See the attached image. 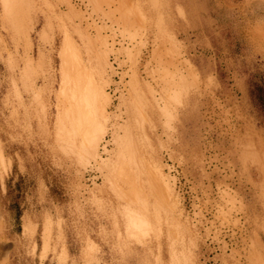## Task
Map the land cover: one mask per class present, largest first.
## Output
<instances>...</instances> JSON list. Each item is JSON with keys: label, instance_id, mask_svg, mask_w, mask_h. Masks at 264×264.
<instances>
[{"label": "rangeland", "instance_id": "rangeland-1", "mask_svg": "<svg viewBox=\"0 0 264 264\" xmlns=\"http://www.w3.org/2000/svg\"><path fill=\"white\" fill-rule=\"evenodd\" d=\"M12 8L0 0V264H264V0ZM128 137L138 161L114 175Z\"/></svg>", "mask_w": 264, "mask_h": 264}, {"label": "bare ground", "instance_id": "bare-ground-1", "mask_svg": "<svg viewBox=\"0 0 264 264\" xmlns=\"http://www.w3.org/2000/svg\"><path fill=\"white\" fill-rule=\"evenodd\" d=\"M17 1H19V0H2L3 10L5 12V17L7 19L9 18V19L13 20V19H15V14L19 15L18 11L14 10L12 8V4H14L15 2L17 3ZM17 28L18 27H16V28L14 27V29L16 31H17ZM68 54H70V52L66 51V47H65V51L62 52V55L65 58ZM92 69L96 72V75H99V72L96 70V68H92ZM62 74H63V72H62ZM62 78H63L62 81H63L64 85L71 83V81H69V80L65 81L64 75H62ZM71 78H73V77H71ZM84 79L85 78H83L80 85L78 84L79 86H73L74 91L67 98L68 102L77 101L79 96H81V89L80 88L83 86L82 83L84 82ZM88 83L92 84L93 90L90 93L85 94L84 97H82V99H83L82 102H83L84 108L87 106H89V107L92 106L90 108L92 111L90 118H93L95 116H96V118H98L99 115L101 116V114H102L101 108L99 107V103L101 102L100 99L103 97L102 89H101L100 85L94 81L91 82V80H90V82L88 81ZM73 85H75V84H73ZM76 85H77V83H76ZM89 95H92V96L89 97ZM92 99H94V101H93V103H90V101ZM133 100H134V92L132 91V92H130L128 98L121 100V104H124V102L131 103ZM65 114H66L65 115V121L62 120L58 124L60 131H64L67 124H71L72 126H74V124L71 123L72 114L70 113V110H68ZM88 123L90 124L91 130L89 131V130H87V128L85 129L86 131H88L86 133L89 137H88V139H86V142L84 143V147L90 152V153L89 152L87 153L88 156L92 157L95 161L96 157H97L96 152H95V147H96V143L99 139V136L102 135V129H100L99 122L94 123L92 121H89ZM130 132H131V130H130ZM121 144H122V148H121L120 153L118 155L119 166H118L117 171H116L118 173H115L114 175L121 173V170H122V167L124 164L132 166V165L136 164V162L138 161L137 160V154H136L135 149H134V139H131L130 137H128L125 141H122ZM85 158H86V156L82 155L81 159L84 160ZM106 165H107L106 162H103V164H101V166H105V167H106ZM111 181H112V178H111ZM133 219H134V221L136 220V218H133ZM138 224H141V222H138Z\"/></svg>", "mask_w": 264, "mask_h": 264}, {"label": "trees", "instance_id": "trees-1", "mask_svg": "<svg viewBox=\"0 0 264 264\" xmlns=\"http://www.w3.org/2000/svg\"><path fill=\"white\" fill-rule=\"evenodd\" d=\"M257 94L254 95L255 101L260 106L261 111L263 112L262 119L264 121V80L261 87L256 88Z\"/></svg>", "mask_w": 264, "mask_h": 264}, {"label": "built area", "instance_id": "built-area-1", "mask_svg": "<svg viewBox=\"0 0 264 264\" xmlns=\"http://www.w3.org/2000/svg\"><path fill=\"white\" fill-rule=\"evenodd\" d=\"M117 73H119V70H117ZM115 78H118L117 76H115ZM118 80V79H117Z\"/></svg>", "mask_w": 264, "mask_h": 264}, {"label": "crops", "instance_id": "crops-1", "mask_svg": "<svg viewBox=\"0 0 264 264\" xmlns=\"http://www.w3.org/2000/svg\"><path fill=\"white\" fill-rule=\"evenodd\" d=\"M263 36H264V34H263Z\"/></svg>", "mask_w": 264, "mask_h": 264}]
</instances>
